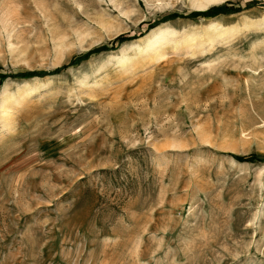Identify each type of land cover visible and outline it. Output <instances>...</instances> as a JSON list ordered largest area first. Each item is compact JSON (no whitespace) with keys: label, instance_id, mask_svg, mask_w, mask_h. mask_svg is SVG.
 Here are the masks:
<instances>
[{"label":"rangeland","instance_id":"rangeland-1","mask_svg":"<svg viewBox=\"0 0 264 264\" xmlns=\"http://www.w3.org/2000/svg\"><path fill=\"white\" fill-rule=\"evenodd\" d=\"M24 72L0 264H264V0H0V76Z\"/></svg>","mask_w":264,"mask_h":264},{"label":"trees","instance_id":"trees-1","mask_svg":"<svg viewBox=\"0 0 264 264\" xmlns=\"http://www.w3.org/2000/svg\"><path fill=\"white\" fill-rule=\"evenodd\" d=\"M229 3L226 2L224 3L223 5H220V6H213L209 9H207L206 11L202 12L201 15L204 16V17H207V16H211V15H217V14H221V13H226V12H229V8H228V5ZM195 13L192 12L191 14H189L190 16L194 15ZM174 17V16H173ZM159 22L161 21H156L155 23H153L152 25H150V27H153L157 24H159ZM130 38L127 36V35H119L117 36L111 43L112 45H121L123 42L125 41H128ZM112 46V47H113ZM102 49V48H100ZM98 49V50H100ZM89 53L85 54V55H82V56H79L77 58H75L72 62H75L76 60H79V59H83V58H86L88 57ZM30 73L29 72H24V73H17V74H11V75H2L0 76V80H4L6 79L7 77H25L27 75H29ZM33 76H42L44 74H38V73H31ZM236 161L238 162H255V161H261L262 158L259 157L258 155H255V154H250V155H246V156H232Z\"/></svg>","mask_w":264,"mask_h":264},{"label":"bare ground","instance_id":"bare-ground-1","mask_svg":"<svg viewBox=\"0 0 264 264\" xmlns=\"http://www.w3.org/2000/svg\"><path fill=\"white\" fill-rule=\"evenodd\" d=\"M207 1H210V3H214V2H216V1H218V0H207ZM153 32V31H152ZM157 42H153V43H150V46H153V45H155Z\"/></svg>","mask_w":264,"mask_h":264}]
</instances>
